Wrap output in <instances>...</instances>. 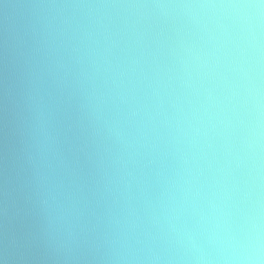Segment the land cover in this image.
<instances>
[{"label":"clouds","instance_id":"1","mask_svg":"<svg viewBox=\"0 0 264 264\" xmlns=\"http://www.w3.org/2000/svg\"><path fill=\"white\" fill-rule=\"evenodd\" d=\"M0 264H264V0H0Z\"/></svg>","mask_w":264,"mask_h":264}]
</instances>
